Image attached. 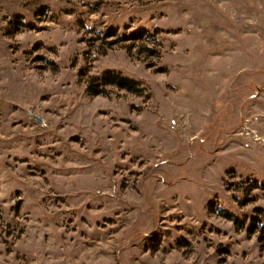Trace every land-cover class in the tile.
Wrapping results in <instances>:
<instances>
[{"label":"rangeland","instance_id":"374dc122","mask_svg":"<svg viewBox=\"0 0 264 264\" xmlns=\"http://www.w3.org/2000/svg\"><path fill=\"white\" fill-rule=\"evenodd\" d=\"M0 264H264V0H0Z\"/></svg>","mask_w":264,"mask_h":264},{"label":"trees","instance_id":"16d2710c","mask_svg":"<svg viewBox=\"0 0 264 264\" xmlns=\"http://www.w3.org/2000/svg\"><path fill=\"white\" fill-rule=\"evenodd\" d=\"M117 32V31H116ZM116 32H111L109 31L108 36H114L117 35ZM144 33H140L138 35H134V38H140L143 36ZM114 43H118L120 42L119 40H115L113 41ZM150 51L152 52V50L150 49ZM104 86L108 85V84H112V85H116L122 89H127L129 91L132 92H136V93H142V89L140 87V83L129 78L126 76H123L120 73L114 72V71H109L105 77H104ZM91 92L95 93V94H99V93H106V89H104V87L102 88V90L96 89L93 87V85H91Z\"/></svg>","mask_w":264,"mask_h":264},{"label":"water","instance_id":"95a60500","mask_svg":"<svg viewBox=\"0 0 264 264\" xmlns=\"http://www.w3.org/2000/svg\"><path fill=\"white\" fill-rule=\"evenodd\" d=\"M33 116L39 121L40 124H43L45 122V117H43L42 115L33 113Z\"/></svg>","mask_w":264,"mask_h":264}]
</instances>
